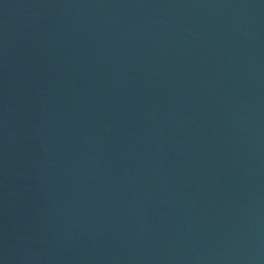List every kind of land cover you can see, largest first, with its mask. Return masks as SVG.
Returning a JSON list of instances; mask_svg holds the SVG:
<instances>
[{"label": "water", "instance_id": "obj_1", "mask_svg": "<svg viewBox=\"0 0 264 264\" xmlns=\"http://www.w3.org/2000/svg\"><path fill=\"white\" fill-rule=\"evenodd\" d=\"M0 264H264V0H0Z\"/></svg>", "mask_w": 264, "mask_h": 264}]
</instances>
